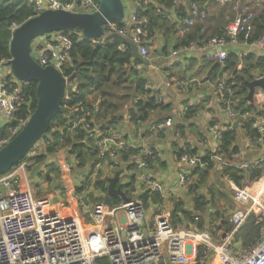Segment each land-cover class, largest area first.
Here are the masks:
<instances>
[{
  "label": "built area",
  "instance_id": "1",
  "mask_svg": "<svg viewBox=\"0 0 264 264\" xmlns=\"http://www.w3.org/2000/svg\"><path fill=\"white\" fill-rule=\"evenodd\" d=\"M124 1L130 5V10L126 11L125 8L122 27L118 29L110 23L104 28V36L116 34L129 40L137 46L138 54L146 64H150L146 41L149 20L146 16H141V13L151 0H123V4ZM216 1L227 4L231 0ZM28 2L34 6L38 14L43 10L58 7L71 12L89 14L95 12L99 4V0H60V3L52 0H28ZM156 11L168 19L169 12L163 7L157 6ZM205 18L206 11L202 6L192 3L189 16L184 20L182 33H187L197 22L202 23ZM253 18L251 7L241 4L236 18L220 32L221 34L206 40L192 41L187 46H179L173 50L172 56L215 49L217 50L215 58L220 63L221 77L224 79L227 72L223 71L221 64L226 59L228 48L237 44V37L242 33L243 43H246ZM200 32H204V27H201ZM35 43V46L33 42L31 44L34 60L41 67L52 66L62 74L61 70L68 62L74 43L71 35L65 32L52 33L36 39ZM251 45L263 49L264 34ZM125 48L127 47L118 46L119 50ZM231 78L233 76L230 77L229 74V79ZM259 79H264V72L254 73L252 81ZM228 80H220L212 87L217 100L216 106L223 110L226 117L222 124L211 117L207 127V133L217 143L214 151L205 147L199 153L188 145H183L172 155L178 165L175 188L186 189L188 195L195 183L192 174L197 169L206 170L210 166L209 178L213 173L219 174L224 189L226 186L236 206L227 216L229 231L223 233L217 226L212 225L209 228H203L202 225V228L198 229L195 222L200 219V212L193 211L190 195L192 210L184 209L192 211L195 222L190 224L191 226L174 227L171 220L173 206L169 210L162 207L163 204L150 200L143 204L140 196L146 192L159 195L163 202L167 197L162 181L154 178L149 172L152 164L161 157L160 147L158 145L132 147L124 139L126 134L116 131L122 126H132L128 116L123 118L119 128H115L117 126L115 125L103 133L98 128L91 127L89 113L81 111L73 128L80 127L85 138H94V143L87 149L95 148L97 151L95 156L86 159L84 167L68 155L66 150H59L49 155L47 161L39 166L35 178L30 176L31 161L14 166L0 177V264H96L98 259L104 260L106 264H211L213 260H216V264H264V226L260 230L258 241L252 246L245 247L235 237L236 232L251 214L260 222L264 221V115L242 113L236 109L234 94L227 85ZM28 85L29 83L17 80L8 68L0 66V128L13 119L22 104L28 106V97L24 93ZM143 90L155 93L149 84H145ZM102 101L103 99L97 95L95 111ZM157 104H163L162 100L157 99ZM251 105L260 109L264 107L262 88L254 89ZM187 108L180 111L183 119ZM27 120L28 118L20 120L10 135L0 139V147L6 145ZM245 121L251 123V128L245 127ZM172 127L169 118L159 122L152 120L147 124L144 135L149 140L156 139L162 134L170 133L173 136L174 130L170 131ZM234 130L237 132V142L239 131L244 143L242 149L252 154L250 157L246 158L240 148L230 159L223 155L222 137ZM44 148L45 145L38 142L33 147L34 150L30 151L29 158L42 153ZM191 151L195 153L191 154ZM123 155L126 156L125 160L121 159ZM202 159H207V162H203ZM50 167L60 173V178L54 179L59 181L55 192H49L47 189L52 181L46 184L41 179V176H46ZM224 167L242 172L241 177H238V183L222 174ZM115 169L119 171L114 175L121 172L117 185L121 186L128 201L123 202L117 197L121 203L114 206L112 199V206L108 208L104 200L109 181L113 178L109 176ZM254 171L259 172V175L252 178ZM123 179H126V182H123ZM131 181L133 191L127 197L126 187ZM97 184L99 186L95 188ZM136 186L141 188V192H135ZM58 189H63L64 193L57 191ZM201 189L205 190L206 196L211 190L208 184L206 189ZM38 190L42 191L41 197L36 194ZM58 194L61 201H57ZM200 194L205 196L202 191ZM53 198L57 202V207L52 202ZM150 203L156 207L151 209L152 228L147 229L144 225L147 223V205ZM88 205H91L90 211L85 209ZM119 213L123 214L122 218L117 216ZM207 213L212 214L213 211L209 209ZM81 215L90 218L92 223L85 227Z\"/></svg>",
  "mask_w": 264,
  "mask_h": 264
},
{
  "label": "trees",
  "instance_id": "2",
  "mask_svg": "<svg viewBox=\"0 0 264 264\" xmlns=\"http://www.w3.org/2000/svg\"><path fill=\"white\" fill-rule=\"evenodd\" d=\"M206 1L188 0V3L190 5L192 3L202 4ZM157 6L163 7L168 12L172 10L177 11L176 9H178L179 17L184 20L186 19L185 9L178 3V0H151L144 7V12L141 13V16H146L149 20L147 45L149 44L150 37L155 33L164 34V37H166L165 31H172L169 20L162 13H157ZM37 15L38 12H36L34 6L28 0H0V65L10 59L9 43L13 27H19ZM233 15L235 17L234 11ZM234 17L228 19V21H233ZM111 24L118 29L122 27L121 23L113 22ZM201 27H203L202 23L196 24L175 47L187 46L192 41L206 40L209 37H213V35L221 34L220 32L210 34L207 30L201 33ZM65 33L71 35L74 43L68 57V62L61 70L62 76L68 78L74 72L76 66L81 63L88 64H83L79 67L75 80L66 87L65 98L61 104V112L51 120L47 134L42 136L39 141L45 145L44 151L36 154L33 158H29L30 153L34 149L31 150L26 158L17 165L31 161L33 169L36 166L43 165L49 155L59 150H66L68 155L75 158L79 165L84 167L86 159L92 155L95 156L97 151L95 148L92 150L87 149L89 145L94 143V138H85V134L80 127L73 128L81 111L89 113V119L92 121L91 127H96L103 133L110 127L118 125L123 121L122 113L128 116L129 122L134 128L147 125L152 120L159 122L168 118L167 116L161 117L160 114L169 112V105L157 104L158 98L156 94L152 91L146 92L143 90L146 79L141 78L139 71H137V68L143 64L139 60L134 59L130 49L119 50L118 46L113 43L96 47L92 41L85 40L79 30ZM263 34L264 9L254 14L246 44H253ZM243 39V33L239 34L237 37L238 42H243ZM221 65H223L225 73H229L230 77L233 76V78L227 81V85L232 89L234 94L235 108L241 110L242 113L249 112L252 115H264V107L260 109L245 101L248 90L244 85L245 82L252 81L254 73L264 72V56L248 53L238 59L234 53L229 51ZM238 66L240 69H237ZM219 68L220 63L214 65V72H217ZM35 89L36 85L34 83H29L26 87L24 93L28 97L29 104L28 106L22 104L13 119L0 128V139L10 135L18 126L20 120L29 118L34 112L36 107ZM97 95L103 101L97 105V110L95 111L94 103L96 102ZM145 96L146 98H143ZM193 109V107L187 108L185 120L191 119L194 116L195 111ZM244 125L246 128H251V123L248 121H245ZM183 129L184 127L178 126L174 131H178L179 135H182ZM236 135V130H234L225 133L222 137L221 151L226 159H230L238 152ZM190 153L194 154L195 152L191 151ZM121 159L125 160L126 156L123 155ZM202 161L207 162V159H202ZM210 169V166L206 170L197 169L192 174L195 177V183L191 187L189 195L192 198L194 212L199 211L203 214L207 207H213L212 190L207 189L209 190L208 194L211 196L209 199L199 193L201 188L206 189L207 187ZM222 174L229 176L230 179L238 183V177H241L242 172L224 167ZM258 175L259 172L254 171L251 177L255 178ZM59 178L60 173L54 170L53 167L49 168L46 176H41L42 181L46 184L50 183L52 179ZM132 183L131 181L126 187L127 197L133 191ZM98 186V184L95 185V188H98ZM36 194L38 197L43 195L41 190H38ZM140 200L143 204L148 200L153 203L161 202L159 195L147 192L140 196ZM120 203L121 200L119 198L112 201L114 206ZM171 220L174 227L178 225L187 226V223L192 224L195 222L192 211L184 209V202L181 199L173 200ZM215 220L220 221V225L217 226L218 230H221L223 233L230 230L228 220L223 213H221V217ZM195 225L198 229H201L204 222L198 218ZM263 226L264 221L260 222L254 214H251L236 232L235 237L245 247L252 246L258 241L259 233ZM96 264H106V262L98 259Z\"/></svg>",
  "mask_w": 264,
  "mask_h": 264
},
{
  "label": "crops",
  "instance_id": "3",
  "mask_svg": "<svg viewBox=\"0 0 264 264\" xmlns=\"http://www.w3.org/2000/svg\"><path fill=\"white\" fill-rule=\"evenodd\" d=\"M178 3L184 7L186 12L185 18H188L190 11L188 0H178ZM124 4L126 11L130 10V5L126 1H124ZM241 4L250 6L254 14L264 9V1L262 0H231L227 4H220L216 0H207L202 4H198L206 11V18L202 21L204 30H207L210 34L224 31L229 23L232 22L228 21V19L234 17L233 11L236 17ZM176 10H172L168 15L172 31H165L166 37L161 33H155L150 37L147 49L150 54L151 63L139 66L137 71H139L141 78L146 79V84H149L153 88L157 98L161 99L163 104L169 105V112L161 113L160 115L161 117L167 116L172 121L173 127L170 131L173 132L178 126H182L184 127L183 134L179 135L178 131H174L173 136L170 133L162 134L156 139L149 140L144 135L147 125L132 128V126L120 127V123L115 128L120 127L116 131L126 134L124 139L132 147H141L143 145L145 147L152 145L160 147L161 157L152 164L149 170L154 178L162 181L167 192L164 202L161 200V203L157 204H163L162 207L170 210L171 206H173V200L181 199L184 202V208L192 210V205L189 201L190 197L186 189L177 190L175 188L178 165L172 153L175 154V151L183 145H188L199 153L205 147L214 151L217 143L207 133V127L210 124L211 117L221 124L225 121L226 117L223 110L216 106L217 100L212 87L220 80H228L229 73H226V77L223 79L221 77V68L217 72H214V65L219 63L215 58V53L217 52L215 49L202 53L186 52L178 57L172 56V52L176 48L175 46L191 30L187 33H182L184 19L179 17V10ZM196 24L201 23L197 22ZM229 51L234 53L238 59L248 53L264 56V48H255L243 42H237V44L229 46ZM195 106H197L193 109L195 114L191 119L185 120V118L181 117V109ZM122 116L124 119L126 118L125 113H122ZM236 144L237 148H240L246 158L252 155L242 149L244 143L239 131L238 142L236 135ZM258 187L259 183L257 179ZM135 192H141V188L136 186ZM205 197L209 199L211 196L207 195ZM212 202L213 207H207L203 214L200 212V219L204 222L203 228L220 225V221L215 219L221 217V213L227 218L236 207L226 186L225 189L215 186L214 191L212 190ZM90 207L91 205H88L85 209L90 211ZM155 207L156 205L153 203L147 205V223L144 225L147 229L152 228L153 217L151 209ZM209 209L213 211L212 214L207 213ZM117 216L122 218L123 214L119 213ZM87 220L92 223L90 218H87ZM190 224L187 223V225L191 226ZM211 264H216V260H213Z\"/></svg>",
  "mask_w": 264,
  "mask_h": 264
},
{
  "label": "water",
  "instance_id": "4",
  "mask_svg": "<svg viewBox=\"0 0 264 264\" xmlns=\"http://www.w3.org/2000/svg\"><path fill=\"white\" fill-rule=\"evenodd\" d=\"M60 3V0H52ZM125 16L123 0H99L98 9L93 13L71 12L58 7L46 9L36 17L27 20L19 27H13L9 43L10 59L0 66L8 68L11 74L19 81L36 85V107L27 122L19 132L2 148H0V177L7 174L14 166L22 161L33 147L47 134L51 120L61 112V104L65 98L66 87L74 80L78 69L76 66L68 78L52 66L41 67L32 57L31 44L36 39L57 32H73L79 30L85 40L92 41L96 47L109 43L124 46L131 50L134 59L146 65V61L138 54L137 46L129 40L116 34L104 36V28L113 22L121 23ZM248 93L245 101L253 102L254 89L264 90V79L245 82ZM240 121V119H239ZM39 166L31 170V178H35ZM117 172L109 181L105 204L111 208L112 199L120 197L127 202L118 184ZM59 181L52 180L49 192H55ZM57 201L61 196L57 195ZM86 204L85 201H83Z\"/></svg>",
  "mask_w": 264,
  "mask_h": 264
},
{
  "label": "rangeland",
  "instance_id": "5",
  "mask_svg": "<svg viewBox=\"0 0 264 264\" xmlns=\"http://www.w3.org/2000/svg\"><path fill=\"white\" fill-rule=\"evenodd\" d=\"M35 45H36V43H35V41H34L33 46H35ZM148 52H149V51H148ZM149 56H150V54H149ZM116 171H119V170H118V169L113 170L112 173H111V176H109V178L114 177V173H115ZM122 181H123V182H126V179H123ZM208 185H209V188H211V190H213V191H214L215 186H218V187L224 189V184L222 183V180H221V178H220V176H219L218 173H213V174H212L211 178H209ZM49 188H50V186H48V188H47L48 191H49ZM190 189H191V188H190ZM57 191H61V192L64 193V190H63V189H58ZM200 191H202V192L205 194V196H206V192H205V190H202V189H201ZM200 191H199V193H200ZM52 202H53V204L55 205V207H57V206H56L57 202L54 201V198L52 199ZM104 202H105V200H104ZM105 205H106V204H105ZM106 206H107V205H106ZM107 207H108V206H107ZM59 209H60V207H59ZM64 211H65V210H64ZM83 215H84V214H83ZM83 215H81V216H82V224H83L85 227H87V226L90 225V224H89L90 222H89V220H87V216H83Z\"/></svg>",
  "mask_w": 264,
  "mask_h": 264
}]
</instances>
